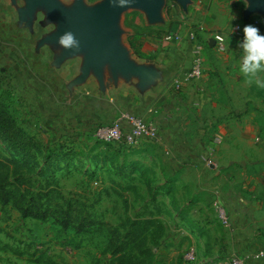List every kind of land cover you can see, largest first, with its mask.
<instances>
[{
	"label": "crops",
	"instance_id": "crops-1",
	"mask_svg": "<svg viewBox=\"0 0 264 264\" xmlns=\"http://www.w3.org/2000/svg\"><path fill=\"white\" fill-rule=\"evenodd\" d=\"M191 2L188 12L174 3L169 10L170 24L165 19L164 24L152 26L155 32H140L138 39L129 35L142 55L138 58L130 50L132 57L160 72V80L144 93L136 88V81L130 84L120 81L101 92L93 78L69 91L67 86L77 75L57 84L49 76L44 77L45 90L40 93V77L33 76L31 62L37 59L30 56L29 41L35 37L34 33H44L45 28L52 26L45 24L41 13L37 14L32 29L19 26L16 8L10 0H0V71L4 76L13 75L16 82L37 84L38 88L32 86L33 90L25 89L23 93L32 110L27 117L32 122L31 116L32 119L40 116L44 126L47 120L55 119L63 124L53 131L56 140L79 132L93 137L96 127L113 124L124 111L155 122L158 114H169L170 124L162 127L160 141L141 144L134 155L146 152L142 148L150 154L153 148L164 150L165 157L161 160L155 157L162 182L155 188L156 196L164 200V204L158 202L163 213L157 217L166 229L164 239L168 240L163 245L164 251L174 250V244L199 236L209 241V230L213 235L217 230V238L212 239L213 250L204 262L229 264L230 258L242 257L249 259L247 264H264V258L255 259L257 253L264 254V86L250 82L240 71L239 40L228 36L223 52L213 40V33H227L233 23L242 22L237 5L228 7L219 0H212L209 6ZM17 6L22 7L23 1L17 0ZM192 28L199 31L203 45V74L196 83L186 84L175 92L174 81L191 67L185 33ZM38 40L34 44L35 55L50 52L53 60L48 47L37 50ZM52 60H45L43 69L48 63V72L60 75L64 66L75 59L60 68L52 67ZM80 63L81 60L75 66L77 71ZM12 68L14 72L10 71ZM258 78L264 80V73ZM154 103L159 107H152ZM64 112L67 119L61 120ZM25 124L30 127V123ZM215 137L219 144L210 156L208 148ZM217 203L226 208L229 227L219 223ZM183 237L186 238L182 240Z\"/></svg>",
	"mask_w": 264,
	"mask_h": 264
},
{
	"label": "rangeland",
	"instance_id": "rangeland-1",
	"mask_svg": "<svg viewBox=\"0 0 264 264\" xmlns=\"http://www.w3.org/2000/svg\"><path fill=\"white\" fill-rule=\"evenodd\" d=\"M85 1L87 5H94L101 0ZM194 1L209 6L212 0ZM219 3L228 7L237 5L241 15L247 7L244 0H219ZM167 5L170 10V1ZM169 12L167 7L164 8L163 17L164 20L168 21V24L171 22ZM179 20H183V18H179ZM120 27L124 33L122 43L127 47L130 46L131 41L129 35L136 36L138 39L140 32L147 34L156 30L148 26L145 15L137 10H129L124 13L121 16ZM50 30H53V27H47L43 32L46 33ZM44 33H34L33 36L35 37L29 41L32 51L30 56L37 59L34 60L36 63L31 62L34 67L33 76L37 74L40 77V93L45 90L44 77L49 76V79L57 84L62 81L67 82L78 75L79 71L75 66L80 60L75 59L66 64L60 75L58 73L50 74L48 63L44 65L43 69L45 60L47 62L52 60V53L47 52L44 56L38 52L35 55L34 44ZM10 71L14 72L15 70L12 68ZM15 80L13 75L4 76L0 71V106L7 109L16 120L17 125L42 146V155L34 154L32 160L29 161V165L34 168L35 172L53 176L58 180L64 195L78 197L85 204L87 212L107 225H121L127 218H134L139 214L163 213L159 203L164 204V200L155 195L156 186L162 184L159 168L155 166V157L159 160L165 157L164 150L153 148L152 154H150L147 152L148 149L142 148L141 150L146 152L139 156H133L132 150H128V156H120L114 149H107L96 142L91 134L81 132L78 133L79 135L64 136L56 140L53 131L57 128L61 129L63 124H59L60 122L53 119L55 122H48L47 120L46 126H44L43 121L40 122V116L36 119H32L31 116L32 122L27 117L32 110H29L27 104L30 103L25 99L26 96L24 98L23 93L26 92L25 89L33 90L32 86L38 88L37 84L33 83L32 86H28L25 82L21 83ZM30 96L28 94V98ZM152 107L158 108L159 106L154 103ZM63 115L64 118L60 119L66 120L67 113L64 112ZM26 122L30 123V127L25 124ZM0 147L3 151L5 150L1 141ZM59 148H63L61 153H51ZM124 159L129 162L127 163L128 166L137 162L139 166H142L143 171L140 172L143 173L135 172L132 168L122 171L120 166H122ZM45 164L51 165L45 167ZM13 212L9 208H0V264H33L28 261H33L36 252L40 254V251H47L54 264H111L110 256L105 252L107 243L105 227H95L89 234L77 237L72 232L61 231L50 222L24 220L18 213L15 216L16 213ZM209 231L210 235L207 236L209 241H206L205 237L199 236V238L174 244L175 249L167 252L163 248L164 243L168 241L166 237L165 241L161 243V249H154L155 254H157L156 264H183L184 256L190 248H194L196 251V264H212L211 261L204 262L203 260L207 258L208 254H211L213 250L212 239L215 240L218 233L215 230L213 235V231ZM168 233H170L169 228ZM185 238L183 237L182 240Z\"/></svg>",
	"mask_w": 264,
	"mask_h": 264
},
{
	"label": "trees",
	"instance_id": "trees-1",
	"mask_svg": "<svg viewBox=\"0 0 264 264\" xmlns=\"http://www.w3.org/2000/svg\"><path fill=\"white\" fill-rule=\"evenodd\" d=\"M166 7L169 11V6ZM244 24H251L264 34V21L261 17L254 15ZM129 48L134 56L142 58L131 41ZM0 141L5 148L3 151L0 147L1 209L9 208L19 213L24 220L50 222L61 231L72 232L77 237L89 234L95 227H105L107 233L105 252L110 256L111 264L157 263V254L154 249L159 250L166 233L163 223L157 217L159 213L139 214L134 218H127L118 226L107 225L95 219L90 212L86 211L85 204L78 197L63 194L58 180L53 176L35 172L29 165L34 154L42 155V146L20 128L9 111L1 106ZM95 141L107 149H114L120 156H128V150H132L133 156L136 153V149L127 148L121 144ZM62 151L63 148H59L51 153ZM127 163L129 162L124 159L120 166L122 171L131 168L135 172L143 171L142 166H139L137 162H133L131 166ZM50 165L45 164V167ZM36 253L35 259L28 261L29 263L54 264L47 251Z\"/></svg>",
	"mask_w": 264,
	"mask_h": 264
},
{
	"label": "water",
	"instance_id": "water-1",
	"mask_svg": "<svg viewBox=\"0 0 264 264\" xmlns=\"http://www.w3.org/2000/svg\"><path fill=\"white\" fill-rule=\"evenodd\" d=\"M10 0L16 8L18 25L32 29L38 13L43 14L46 25L52 32L42 36L37 42V50L48 47L53 52L52 67L60 68L64 63L80 59L78 75L69 82L67 88L85 84L90 78L96 80L99 90L117 86L120 81L130 84L136 81V88L144 93L160 80V72L152 65L140 64L133 57L129 47L122 43L124 35L121 16L129 10H137L145 15L148 26L164 24L163 11L168 1L188 12L191 0H128L117 6L113 0H101L87 5L85 0H72L65 4L61 0ZM247 4L242 17L248 22L254 15L264 20V0H244ZM65 32L74 34L78 47L66 49L58 43Z\"/></svg>",
	"mask_w": 264,
	"mask_h": 264
},
{
	"label": "built area",
	"instance_id": "built-area-1",
	"mask_svg": "<svg viewBox=\"0 0 264 264\" xmlns=\"http://www.w3.org/2000/svg\"><path fill=\"white\" fill-rule=\"evenodd\" d=\"M170 8H174L170 1ZM256 25V23H255ZM244 21L233 23L227 33H213V40L219 51H225L226 38L234 37L241 41L243 38ZM186 41L190 48L191 67L183 76L173 83V90L179 92L186 84L196 83L203 74V45L199 39V31L189 29L185 33ZM7 84V82H6ZM157 121L138 115L134 112H122L117 121L111 125L98 126L93 131V138L106 144H121L128 148L136 149L141 144L157 143L161 139V129L165 124H170V116L167 113L157 115ZM219 144L218 138H213L212 144L208 148V154H214L216 146ZM215 212L219 223L223 227H229V217L226 208L217 203ZM264 258L263 252L257 253L255 259ZM249 259L242 257H232L229 264H247ZM197 254L194 248H190L184 256L185 264H196Z\"/></svg>",
	"mask_w": 264,
	"mask_h": 264
},
{
	"label": "clouds",
	"instance_id": "clouds-1",
	"mask_svg": "<svg viewBox=\"0 0 264 264\" xmlns=\"http://www.w3.org/2000/svg\"><path fill=\"white\" fill-rule=\"evenodd\" d=\"M113 2L117 6H122L128 0H113ZM58 43L66 49L78 47V41L71 32L62 34ZM239 48L242 50L240 71L249 78L250 82L255 81L258 85L264 86V80L258 78L260 73H264V34L251 24L245 25Z\"/></svg>",
	"mask_w": 264,
	"mask_h": 264
}]
</instances>
